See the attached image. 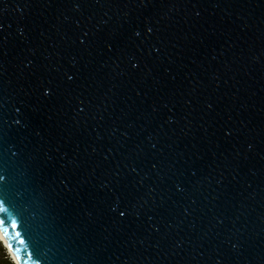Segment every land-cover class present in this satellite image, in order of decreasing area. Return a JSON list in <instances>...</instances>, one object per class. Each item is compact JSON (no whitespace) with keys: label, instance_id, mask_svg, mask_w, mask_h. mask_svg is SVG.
Segmentation results:
<instances>
[{"label":"water","instance_id":"water-1","mask_svg":"<svg viewBox=\"0 0 264 264\" xmlns=\"http://www.w3.org/2000/svg\"><path fill=\"white\" fill-rule=\"evenodd\" d=\"M0 222L19 264H264V0H0Z\"/></svg>","mask_w":264,"mask_h":264},{"label":"bare ground","instance_id":"bare-ground-1","mask_svg":"<svg viewBox=\"0 0 264 264\" xmlns=\"http://www.w3.org/2000/svg\"><path fill=\"white\" fill-rule=\"evenodd\" d=\"M0 241L4 244L5 248H6V249L8 250V252H9V254H11V257L14 258L15 263H16V264H19L18 261H17V259H16V257H15V255H14V253H13V251H12V249H11V247H10V245H9V242H8L6 236H5L4 233L1 231V229H0Z\"/></svg>","mask_w":264,"mask_h":264},{"label":"trees","instance_id":"trees-1","mask_svg":"<svg viewBox=\"0 0 264 264\" xmlns=\"http://www.w3.org/2000/svg\"><path fill=\"white\" fill-rule=\"evenodd\" d=\"M7 255L10 254H5V247H3L0 242V264H15V262L12 261L13 259L10 260Z\"/></svg>","mask_w":264,"mask_h":264},{"label":"rangeland","instance_id":"rangeland-1","mask_svg":"<svg viewBox=\"0 0 264 264\" xmlns=\"http://www.w3.org/2000/svg\"><path fill=\"white\" fill-rule=\"evenodd\" d=\"M0 242H1V241H0ZM1 245H2L3 247H5V246H4V244H2V242H1ZM6 253H7V254H9L8 250L5 248V254H6ZM7 256H8V258H9L10 260H12V259H13L12 261H14V262H15L14 258H13V257H11V254H10V255H7ZM15 264H16V263H15Z\"/></svg>","mask_w":264,"mask_h":264},{"label":"snow or ice","instance_id":"snow-or-ice-1","mask_svg":"<svg viewBox=\"0 0 264 264\" xmlns=\"http://www.w3.org/2000/svg\"><path fill=\"white\" fill-rule=\"evenodd\" d=\"M0 223H2V222H0Z\"/></svg>","mask_w":264,"mask_h":264}]
</instances>
